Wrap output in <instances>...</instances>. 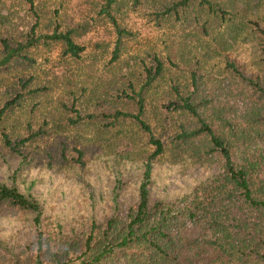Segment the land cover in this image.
Instances as JSON below:
<instances>
[{"label": "rangeland", "instance_id": "1", "mask_svg": "<svg viewBox=\"0 0 264 264\" xmlns=\"http://www.w3.org/2000/svg\"><path fill=\"white\" fill-rule=\"evenodd\" d=\"M106 3L0 0V61L3 41L16 47L56 28L75 29L85 48L73 58L63 42L42 40L28 60L0 65V113L11 106L1 120L0 181L32 193L65 231L136 206L147 164L153 199L173 200L217 173L222 159L206 156L205 135L187 136L201 119L226 130L255 99L229 63L264 79V0H115L111 16ZM139 97L151 133L129 119L112 126L109 115L138 113ZM156 142L163 151L154 156ZM12 216H0V237L30 243L35 216Z\"/></svg>", "mask_w": 264, "mask_h": 264}, {"label": "trees", "instance_id": "2", "mask_svg": "<svg viewBox=\"0 0 264 264\" xmlns=\"http://www.w3.org/2000/svg\"><path fill=\"white\" fill-rule=\"evenodd\" d=\"M106 2L103 12L111 16L115 0ZM75 33V29L60 33L56 28L52 35L32 37L16 47L3 41L0 65L7 66L17 58L28 60L24 53L42 40L63 42L65 54L79 58L85 48L75 43ZM228 67L252 88L255 99L242 111L241 121H225L226 130L216 131L201 119V128L187 136L205 135L209 145L206 156L218 153L222 159L217 173L173 200L153 199L147 187L152 167L147 164L136 206L104 222L92 220L68 231L46 219L44 203L32 193L0 181V216L33 215L36 227L30 243L20 239L9 243L0 237V264H264V79L245 77L233 63ZM161 73L159 62L151 81ZM137 103V114L109 115L111 125L129 119L151 133L142 118V97ZM10 107L7 104L0 113V128ZM182 109L199 117L188 101ZM91 118L79 117L73 124ZM156 147L154 156L163 151L160 142Z\"/></svg>", "mask_w": 264, "mask_h": 264}]
</instances>
